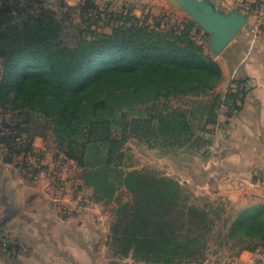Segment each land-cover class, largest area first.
<instances>
[{"label": "trees", "instance_id": "1", "mask_svg": "<svg viewBox=\"0 0 264 264\" xmlns=\"http://www.w3.org/2000/svg\"><path fill=\"white\" fill-rule=\"evenodd\" d=\"M112 4L58 0L56 8H67L58 16L45 0H0V143L6 160L23 155L22 168L34 179L44 165L27 164L30 155L41 157L33 138L51 135L58 153L81 167L80 187L92 190L91 199L109 202L125 187L134 201L119 202L108 243L139 264H193L190 259L210 247L217 220L223 221L220 244L242 243L237 254L264 245V202L222 219L220 203L199 204L178 179L155 171L144 174L146 183L141 171L123 167L130 131L150 147L201 149L219 108L226 105L228 117L240 111L250 82L236 79L230 94L211 103L173 104L213 94L224 77L219 61L196 39L193 21L164 30L141 23L128 4ZM77 8L81 20L65 37L69 11ZM3 237L0 218V243Z\"/></svg>", "mask_w": 264, "mask_h": 264}, {"label": "crops", "instance_id": "2", "mask_svg": "<svg viewBox=\"0 0 264 264\" xmlns=\"http://www.w3.org/2000/svg\"><path fill=\"white\" fill-rule=\"evenodd\" d=\"M254 32L245 28L216 57L227 79H249L242 109L212 125L207 142L196 153L174 156L183 182L192 181L198 193L237 205L264 202V38ZM47 139L50 135L33 138L40 163L46 152L49 155ZM52 148L56 158L41 163L50 175L30 179L22 168V155L8 162L0 143V218L5 234L0 243L1 264H111L101 255L110 234L96 210L101 203L90 196L81 202L82 197L75 198L76 192L73 197L68 188L57 190L50 171L57 158L66 160L54 141ZM65 181L56 183L63 187ZM252 255L253 251L244 250L236 262L252 264Z\"/></svg>", "mask_w": 264, "mask_h": 264}, {"label": "rangeland", "instance_id": "3", "mask_svg": "<svg viewBox=\"0 0 264 264\" xmlns=\"http://www.w3.org/2000/svg\"><path fill=\"white\" fill-rule=\"evenodd\" d=\"M98 2H101L102 0H97ZM213 1V0H212ZM216 5V7L220 10H222L224 13L231 15V14H238L241 16H245V24L243 28L240 30L242 32L245 28H250L254 30V34L258 33L259 36H263L264 38V0H214L213 1ZM111 5L113 9H121V6H123L124 3L128 4V8H132L131 12H134L140 20L141 23L150 24L151 26L154 25L158 28L168 30L171 29L174 25L181 23L183 21L191 20L195 23V26L193 28L194 35L196 39L202 43L206 49V51L213 57L212 50L209 47V37L210 33L207 31V27L201 24L196 16L191 12L189 6H185V9L178 8L176 6H173L170 3V0H132V1H124L123 0H114ZM78 0L72 1L71 5L78 6ZM48 6V5H47ZM57 6V5H56ZM56 6H51L48 8L51 9L54 14H57L58 16H62L64 12H66L67 8L63 7L61 9L56 8ZM204 4H199L198 9L203 10ZM102 7V6H101ZM61 10V11H60ZM73 19L65 21V29L64 33L66 34L65 37L70 38V36L76 31V27L74 24L77 22H80L81 16H80V10L77 8V10H71L69 11ZM96 25V23H94ZM102 23H98V25H101ZM87 25V23L85 24ZM93 25L92 27H94ZM183 27V26H182ZM104 30H111L110 26L101 27ZM240 32L238 34H240ZM253 32V31H252ZM237 34V35H238ZM252 34V35H254ZM236 35V36H237ZM223 54V51L221 52ZM216 59V58H215ZM217 60V59H216ZM231 76V74H230ZM233 77V76H232ZM230 78L227 76H224L222 81L219 83V85L215 88V91L211 95H204L200 98H183V99H176L173 100V104H183V105H189L194 103H211V101L214 99L215 96H219L221 99H223L226 95L230 94L231 90L234 89L237 85V80L230 81ZM233 83V84H232ZM219 120L224 115L227 117L228 108L226 105H222L221 108H219ZM239 111L236 113H233L232 116H235ZM10 115V114H9ZM133 114H129V118L133 117ZM9 117V116H8ZM39 126L38 124H35ZM121 131V130H120ZM51 134V133H50ZM49 136V135H47ZM52 136L50 135V139H47V145L50 147L49 149V155L45 156V160L43 158L42 164H45L46 159L48 162H51L56 158L54 155V151L52 150L53 141ZM194 141H196V138L190 141V144H192ZM124 151L126 152V157L124 161V168L126 170L130 169H137L142 172V174H148L147 176H151L153 172L157 171L155 176H162V172L164 175L171 176L173 178H176L180 181L183 186L187 188L188 191L192 192L193 195L198 196V203L204 204L205 199L211 200L212 203H214V207L218 206L219 203L221 207L225 209V211L222 213V219L227 217L230 212L235 213L236 210L241 209L243 207L249 206V203H245L243 205H237L236 203H233L228 200H224L221 198H212L208 194H200L198 193V190L195 186L192 185V181L187 183L183 182L182 175L178 169L177 164L179 161L176 159V155L182 154V153H196L197 148L195 146H185L184 148L179 149H172L171 150H164L160 147H150L149 144L142 139L141 137L137 136L133 131L128 132L127 141L124 144ZM168 151V152H167ZM171 151V152H170ZM23 156V155H22ZM21 156V159H22ZM30 159H28L29 163L40 165V161L38 162V157L36 155H30ZM63 156V155H62ZM24 157V156H23ZM48 157V158H47ZM20 159V157L18 158ZM17 159V160H18ZM58 160V161H57ZM56 164L52 166L53 170L50 171L52 173L51 179L55 182L57 190L69 189V193L73 196L75 192L77 193L75 198L78 196L82 197L80 200L81 202L83 200H88V196H90L92 190L90 188L84 187L83 190L81 189L80 185V175L82 174V169L77 165L75 161L72 160H66L65 162L61 160V158H57ZM49 171L45 170V167H42L41 170L35 175L36 179H40L39 174L44 173L45 176H48ZM152 173V174H150ZM47 174V175H46ZM44 176V177H45ZM145 176V175H144ZM66 180L65 185L63 187L57 186L56 181L57 180ZM145 182L148 183V177H144ZM65 187V188H64ZM62 192V191H61ZM74 197V196H73ZM134 201L133 195L126 190L125 187H122L118 193L117 196L109 201V202H99L101 203V207H97L96 210L99 211L101 214L100 219L104 222L105 227L111 226L112 222L116 218V211L119 205V202H132ZM79 200L77 202V208H80L82 206ZM263 202V201H262ZM258 203V202H257ZM251 205V204H250ZM222 220H217V226L214 228V234L215 237H212L211 245L209 248L201 251L200 253L196 254L194 257H192L193 264L195 262L197 264H230V262L233 261L235 263L238 259V256L241 254H237L239 252V248L241 247V244H238L237 247H234L236 244V240L230 239L227 243L223 242V244H220V241L223 240V238H219V232L221 227L223 226ZM107 230V229H105ZM234 247V248H233ZM115 246L108 243L102 250V256L104 257V261L111 263V264H139L137 261L133 258L132 255L129 256H120L119 254H116L114 252ZM253 259V256H251V261ZM1 264V262H0ZM236 264H238L236 262Z\"/></svg>", "mask_w": 264, "mask_h": 264}, {"label": "water", "instance_id": "4", "mask_svg": "<svg viewBox=\"0 0 264 264\" xmlns=\"http://www.w3.org/2000/svg\"><path fill=\"white\" fill-rule=\"evenodd\" d=\"M173 6L185 9L189 6L197 20L207 27L210 33L209 47L213 58H216L224 47L243 28L246 17L238 14L228 15L218 9L212 0H170ZM203 3V10H199V4Z\"/></svg>", "mask_w": 264, "mask_h": 264}, {"label": "built area", "instance_id": "5", "mask_svg": "<svg viewBox=\"0 0 264 264\" xmlns=\"http://www.w3.org/2000/svg\"><path fill=\"white\" fill-rule=\"evenodd\" d=\"M45 4L48 6H56L58 4V0H45ZM20 156H16L15 159H18ZM30 157L31 156H29L28 159H30ZM59 180H57L56 182H58ZM57 185L61 186L60 184H57ZM252 256H253L252 264H264V245H261L258 248H256L255 250H253Z\"/></svg>", "mask_w": 264, "mask_h": 264}]
</instances>
